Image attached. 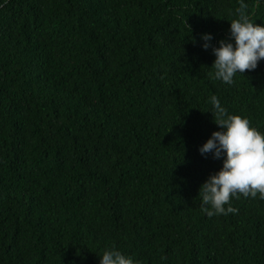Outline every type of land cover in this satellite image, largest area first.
Wrapping results in <instances>:
<instances>
[{
  "label": "trees",
  "instance_id": "1",
  "mask_svg": "<svg viewBox=\"0 0 264 264\" xmlns=\"http://www.w3.org/2000/svg\"><path fill=\"white\" fill-rule=\"evenodd\" d=\"M240 0H0V264H264V199L201 211L214 95L264 135V58L208 73ZM264 26V0H244ZM202 34H211L204 49ZM227 207V206H225Z\"/></svg>",
  "mask_w": 264,
  "mask_h": 264
},
{
  "label": "clouds",
  "instance_id": "2",
  "mask_svg": "<svg viewBox=\"0 0 264 264\" xmlns=\"http://www.w3.org/2000/svg\"><path fill=\"white\" fill-rule=\"evenodd\" d=\"M248 9L249 5L240 0L235 10L237 18L229 21L235 47L223 39L218 41V47H212L215 60L211 65L213 71L208 73L211 79L231 85L237 73L254 70L264 58V26L253 23ZM202 38V47L208 49L211 34H202ZM210 103L215 109L214 122L221 130L213 131L199 151L202 155L211 152L214 158L223 154L224 159L223 166L200 185L198 195L201 211L212 217L238 211L231 206L230 197L264 199V135L250 127L247 118L228 113L216 96L210 98ZM100 257L99 264H139L115 247L106 248Z\"/></svg>",
  "mask_w": 264,
  "mask_h": 264
}]
</instances>
